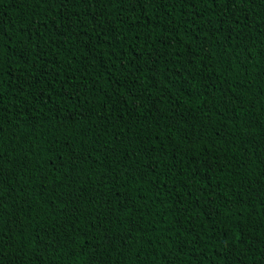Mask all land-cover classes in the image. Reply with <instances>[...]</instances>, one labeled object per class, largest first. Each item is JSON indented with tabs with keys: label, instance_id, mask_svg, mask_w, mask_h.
Wrapping results in <instances>:
<instances>
[{
	"label": "trees",
	"instance_id": "1",
	"mask_svg": "<svg viewBox=\"0 0 264 264\" xmlns=\"http://www.w3.org/2000/svg\"><path fill=\"white\" fill-rule=\"evenodd\" d=\"M0 264H264V0H0Z\"/></svg>",
	"mask_w": 264,
	"mask_h": 264
}]
</instances>
